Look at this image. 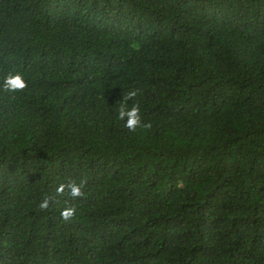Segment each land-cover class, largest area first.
<instances>
[{"label": "trees", "instance_id": "1", "mask_svg": "<svg viewBox=\"0 0 264 264\" xmlns=\"http://www.w3.org/2000/svg\"><path fill=\"white\" fill-rule=\"evenodd\" d=\"M9 72L0 264H264V0H0Z\"/></svg>", "mask_w": 264, "mask_h": 264}, {"label": "clouds", "instance_id": "2", "mask_svg": "<svg viewBox=\"0 0 264 264\" xmlns=\"http://www.w3.org/2000/svg\"><path fill=\"white\" fill-rule=\"evenodd\" d=\"M6 93H21L28 88V83L21 72H9L3 79L0 86ZM139 95L138 89H130L122 97L117 109V119L124 121V127L129 132L135 133L138 128L149 127L142 120L141 107L139 102H135L129 107L128 101H133ZM87 178L81 177L77 182L76 179L67 178L64 182L55 183L54 189L49 194H44L37 203V210L40 212H48L54 208L56 197H62L67 194L72 200L81 199L85 196L84 189L87 186ZM76 214V207L73 204H67L60 210V218L64 222H70Z\"/></svg>", "mask_w": 264, "mask_h": 264}]
</instances>
